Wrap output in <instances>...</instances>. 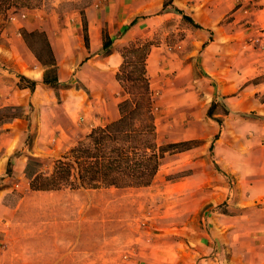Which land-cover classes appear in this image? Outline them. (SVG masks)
Masks as SVG:
<instances>
[{"label":"crops","instance_id":"crops-1","mask_svg":"<svg viewBox=\"0 0 264 264\" xmlns=\"http://www.w3.org/2000/svg\"><path fill=\"white\" fill-rule=\"evenodd\" d=\"M163 2L156 1L155 14L143 15L126 0H99L83 14L87 40L83 18L71 25L60 24L57 29L47 24L39 28L41 19L36 13L28 15L22 8H12L25 19L19 27L25 29L23 32L17 29L16 40L20 46L17 51L22 56L14 55L12 50L5 52L12 69L3 74L14 78L10 83L0 79V109L10 108L12 113L0 120V264L40 261L45 264H264V142L258 143V162L248 161L238 152L233 159V150L239 148L229 141L227 134L236 118L245 127L264 126V39L256 35L259 42L252 48L257 61L256 84L239 90L237 83L227 81L225 64L211 68L205 56L220 40L223 28L217 23L232 10L226 3L219 2L213 12L209 11L211 17L192 13L189 0L171 3L195 22L205 25L195 33L199 44L196 50L203 48L198 69L216 90L213 87L204 108L206 111L211 102L220 100L226 109L208 116L216 124L204 128L205 136L217 135L213 142L214 164L223 172H214L210 163H203L192 174L202 181L216 178L215 190L204 187L195 195L194 190L187 189L186 205H179L183 181L176 180L171 184L176 203L171 212L168 208L157 214L148 211L147 224L145 220L140 225H132V205L136 215L142 214L143 200L139 192L132 194L117 187L30 188L33 175L49 173L53 160L61 157L78 139L93 127L119 116L118 101L124 98L115 77L122 62L119 49L139 33L143 24L161 23L169 14L176 13L161 11ZM250 14L249 9L238 7L233 10L234 19L230 23L240 27L249 22ZM254 22L259 25L262 20ZM24 31L44 33L55 60L58 78L55 85L42 82L46 67L37 58ZM104 35L111 40L105 49ZM246 46L251 49L250 45ZM151 55L150 51L146 68H149L148 62L156 65L167 59ZM158 67L160 78L165 79L173 71L166 64ZM20 75L34 80V88ZM157 94L152 89L154 109ZM251 112L254 117L247 116ZM216 118H221L222 129ZM240 145L247 152L252 149L250 144ZM177 153L181 152L173 154ZM248 165L256 168L249 170ZM227 176L248 184L241 187L238 183L229 188L225 182ZM176 213L187 215L186 221H166L167 214Z\"/></svg>","mask_w":264,"mask_h":264},{"label":"rangeland","instance_id":"rangeland-1","mask_svg":"<svg viewBox=\"0 0 264 264\" xmlns=\"http://www.w3.org/2000/svg\"><path fill=\"white\" fill-rule=\"evenodd\" d=\"M156 1L126 0V3L136 9L139 14L152 15L157 10ZM38 2L37 6L29 8L23 6L21 8L27 11L28 15L36 13L38 18L41 19L38 25L39 28L43 24H47L50 28L57 29L60 24L71 25L76 19H82L86 8L94 7L99 0H39ZM189 2L193 6L191 9L192 13H196L201 17H211L212 15H210L209 11L213 12V8L218 6L219 2L226 3L227 7H232V10L226 13L217 23L218 26L223 28L219 34L220 40L210 49L205 58L210 63L211 68H218L219 65L225 64L228 73L227 81H231L233 84L237 83L236 87L239 90L247 85L250 87L256 84L259 79L254 77L257 72L254 68L257 65V61L252 48H255L256 43L258 44L259 42L255 39L256 35L264 39V0H189ZM13 7L15 6L0 9V79L2 77V82L6 80V83H10V80L14 78L13 75L3 74L5 70L10 72V69H12L8 58L9 55L6 54V51L12 50L15 52L14 55L22 56L17 51L20 46L16 39L18 37L17 29L21 24H24L21 21L25 19L16 15V12L12 10ZM238 7L249 9L251 13L249 22L244 23L240 27L230 23L234 19L233 10ZM13 16H15V19H13ZM255 19H261L262 22L256 25ZM196 23L201 28L205 26L202 22ZM236 26L239 28H236ZM200 27L187 23L176 13L169 14L164 22H152L149 26L145 24L140 26L139 33L119 49L121 52L124 46L130 42L150 41L152 43L150 47L151 57L154 55L157 57L158 55L160 56L158 57L159 59L167 58L164 59V63L156 65H151L148 62L149 68H146L149 82L152 79L151 89L158 91L155 97L156 108L154 109L158 142L161 144L183 140L199 141V144L191 149L182 151L180 154L166 153L158 172L149 185L123 187L128 191H132V194L139 192L143 200L142 216L136 215L137 210L132 205L130 211L132 225H140L145 220L147 224L149 221V218H147L148 211H153L154 214H157L160 210L162 213L164 209L168 208L171 212L170 209L176 205L172 198L174 192L171 184L176 180L180 179L183 181V192L181 191L182 193L179 194V205H186L185 203L188 200L187 189L194 190L195 195L200 194L204 187L209 188L211 191L215 190L213 184L218 182L216 178L211 177L208 181H202L200 177L192 176L195 169L202 168L203 163L205 165L210 163L214 172H223L217 164H214L213 142L217 135L205 136L204 134L206 125L216 124L209 118L210 116L208 117V109L205 111L204 108L209 94L213 92V87L216 90V86L203 78L202 70L198 69V58L201 56L200 52L203 48L199 51L196 50L199 44L197 42L198 34L195 33L197 28ZM20 29L23 32L25 28L22 27ZM214 36L213 33L210 35L211 40H213ZM27 40L42 60L48 59L42 35L37 33L27 36ZM246 45H250L251 49H247ZM178 60L179 63H177ZM164 64L167 67H172L171 65H173V71L168 72L165 79L160 78L158 67H162ZM121 93L122 97L126 96L123 89ZM214 109L215 113L224 112L225 110L220 100H217ZM252 113H247V116L254 117L255 115ZM216 119L219 122V128L222 129L220 125L221 118ZM236 119L232 120L227 133L229 141L235 143L236 148H239L238 150H233V159L235 158V153L238 152L247 157L248 161L258 162L260 157L258 143L264 142V132H262L264 126L260 128L256 124L252 127H245V125L239 123V118ZM240 144H250L252 149L247 152L245 149H240L242 147ZM196 159L198 161L194 162ZM246 168L251 170L256 168V166L248 165ZM225 182L229 188L237 186L238 183L242 185L241 187L248 184V182H239L229 176L225 178ZM198 216L200 217L201 214L196 215L194 219L197 220ZM170 219L173 222L182 223L186 221L187 215L178 213L167 214L166 221L171 222ZM69 220L66 222L68 223ZM72 221L74 220L70 222ZM39 257L41 256L39 255ZM32 264L45 263L40 261Z\"/></svg>","mask_w":264,"mask_h":264},{"label":"trees","instance_id":"trees-1","mask_svg":"<svg viewBox=\"0 0 264 264\" xmlns=\"http://www.w3.org/2000/svg\"><path fill=\"white\" fill-rule=\"evenodd\" d=\"M38 1L0 0V9L12 6L34 7L39 4ZM171 3L172 0H164L161 11L172 10L181 14L187 23L200 27L181 8ZM169 4L171 7L168 9ZM82 18L84 37L87 40V23L83 15ZM35 33L26 31L24 36ZM38 33L44 37V49L48 53L46 60H42L36 53L46 67L42 82L55 85L58 78L54 56L44 33ZM110 44L111 40L104 35L103 48ZM151 44L150 41L130 42L120 52L122 62L115 77L126 96L118 101L119 116L92 128L83 138L78 139L61 157L53 160L49 173L33 175L30 178L32 190L147 186L154 179L166 153L182 152L199 144V141L194 140L158 142L152 89L146 70ZM20 78L29 82L30 88H34V80L23 75ZM215 105L216 102H212L208 108V116L216 114ZM11 114L10 108L0 109V120Z\"/></svg>","mask_w":264,"mask_h":264},{"label":"built area","instance_id":"built-area-1","mask_svg":"<svg viewBox=\"0 0 264 264\" xmlns=\"http://www.w3.org/2000/svg\"><path fill=\"white\" fill-rule=\"evenodd\" d=\"M148 214H149V212H148Z\"/></svg>","mask_w":264,"mask_h":264}]
</instances>
